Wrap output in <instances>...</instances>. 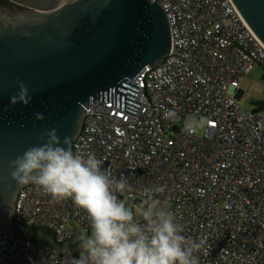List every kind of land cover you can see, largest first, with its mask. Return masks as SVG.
I'll list each match as a JSON object with an SVG mask.
<instances>
[{
    "label": "built area",
    "instance_id": "2783aa9c",
    "mask_svg": "<svg viewBox=\"0 0 264 264\" xmlns=\"http://www.w3.org/2000/svg\"><path fill=\"white\" fill-rule=\"evenodd\" d=\"M151 1L170 22V53L128 81L138 87L136 115L113 106V92L110 103L91 102L72 151L94 152L113 177L127 178L130 191L117 195L133 211L144 188L164 186L160 198L172 204L182 234L204 240L199 264H264L263 114L243 109L238 98L241 77L264 68V46L230 0ZM192 116L207 121L203 135L185 132ZM13 215L49 231L56 244L74 231L81 236L79 225L90 232L71 199L55 203L33 183L19 189ZM36 246L1 233L0 264L77 258L69 247Z\"/></svg>",
    "mask_w": 264,
    "mask_h": 264
},
{
    "label": "water",
    "instance_id": "95a60500",
    "mask_svg": "<svg viewBox=\"0 0 264 264\" xmlns=\"http://www.w3.org/2000/svg\"><path fill=\"white\" fill-rule=\"evenodd\" d=\"M9 1L26 9H6L0 18V234L60 251L78 236L74 230L73 238L56 244L15 225L16 195L31 182L13 180L9 162L42 143L40 134L51 129L61 147L73 150L89 104L110 103L111 92L113 106L136 115L138 87L128 81L170 53V22L151 0ZM230 1L264 46V0Z\"/></svg>",
    "mask_w": 264,
    "mask_h": 264
},
{
    "label": "clouds",
    "instance_id": "9594fccd",
    "mask_svg": "<svg viewBox=\"0 0 264 264\" xmlns=\"http://www.w3.org/2000/svg\"><path fill=\"white\" fill-rule=\"evenodd\" d=\"M20 95L27 102L26 89ZM174 115L166 113L168 118ZM206 123L192 116L184 130L195 135ZM39 139L42 143L9 162L10 175L18 182L35 184L55 203L71 199L86 214L90 232L79 236L80 255L72 264H199L204 240L182 234L184 226L167 201L160 199L164 186L144 188V202L134 213L117 195L130 191L127 178L113 177L94 152L74 153L61 147L55 129L41 133Z\"/></svg>",
    "mask_w": 264,
    "mask_h": 264
},
{
    "label": "rangeland",
    "instance_id": "374dc122",
    "mask_svg": "<svg viewBox=\"0 0 264 264\" xmlns=\"http://www.w3.org/2000/svg\"><path fill=\"white\" fill-rule=\"evenodd\" d=\"M240 88L243 90V93L241 97L239 98V102L243 109L248 110V109H253L254 104L253 102L255 100H262L264 99V68L260 65L257 64L255 67L252 69V71L241 77L240 79ZM263 118H262V124L264 127V112H262ZM190 117H187L184 119V124ZM205 132V128L201 129L197 134L198 135H203ZM162 201H165V199L160 198ZM141 204L144 202V198H141ZM167 201V200H166ZM140 204V205H141ZM167 204L169 207H171V203L167 201ZM127 206L130 207L128 203H126ZM139 205V206H140ZM134 209V213L137 211V209ZM137 219H139V216L137 215ZM80 232L83 234L87 233V231L84 230V228L79 225Z\"/></svg>",
    "mask_w": 264,
    "mask_h": 264
},
{
    "label": "trees",
    "instance_id": "16d2710c",
    "mask_svg": "<svg viewBox=\"0 0 264 264\" xmlns=\"http://www.w3.org/2000/svg\"><path fill=\"white\" fill-rule=\"evenodd\" d=\"M253 104H254V108L251 109V110L256 111V112H264V99H262V100H255L253 102ZM13 220H14V223H15V225L17 226V228L19 230H22L23 231V230H27V229H34L42 237L43 236H45L47 238L51 237V233L49 231H47V230L40 229V228H29V227H26L24 224L19 223L15 219L14 216H13ZM23 236H25V237H32V234L25 233V234H23ZM78 238H79V236H74V238L71 241L65 243V246H68L70 249H72V251L74 253H79V251H80V249H79V239Z\"/></svg>",
    "mask_w": 264,
    "mask_h": 264
},
{
    "label": "flooded vegetation",
    "instance_id": "af4514ba",
    "mask_svg": "<svg viewBox=\"0 0 264 264\" xmlns=\"http://www.w3.org/2000/svg\"><path fill=\"white\" fill-rule=\"evenodd\" d=\"M6 9L25 10L26 8L9 0H0V18L1 14H4Z\"/></svg>",
    "mask_w": 264,
    "mask_h": 264
},
{
    "label": "crops",
    "instance_id": "0c3cea01",
    "mask_svg": "<svg viewBox=\"0 0 264 264\" xmlns=\"http://www.w3.org/2000/svg\"><path fill=\"white\" fill-rule=\"evenodd\" d=\"M249 74V73H248ZM247 75V74H246ZM243 77V76H242ZM242 90V89H241Z\"/></svg>",
    "mask_w": 264,
    "mask_h": 264
}]
</instances>
